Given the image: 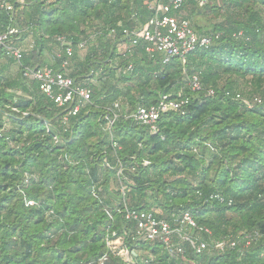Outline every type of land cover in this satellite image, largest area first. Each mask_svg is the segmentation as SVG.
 <instances>
[{
  "label": "trees",
  "instance_id": "1",
  "mask_svg": "<svg viewBox=\"0 0 264 264\" xmlns=\"http://www.w3.org/2000/svg\"><path fill=\"white\" fill-rule=\"evenodd\" d=\"M10 1L14 11L0 10V32L18 25L34 47L18 64L20 95L8 88L7 66L0 64V264H98L103 255L105 264H264V0H209L204 6L184 0L182 11L198 33L220 35L185 64L177 58L162 64L142 42L131 47L132 35L123 34L152 16L149 4L156 0ZM234 9L245 17L230 16ZM208 14L220 17L210 29L203 18ZM58 35L72 41L71 61L82 54L69 74L92 90L91 103L68 125L61 124L62 109L23 76L24 66L61 68ZM81 41L84 51L77 48ZM48 43L60 52L49 61ZM121 44L129 50L120 51ZM194 73L198 91L191 88ZM237 79L249 81L260 104L247 108L234 98ZM163 94L189 102L184 114L163 113L156 133L127 116ZM116 100L121 109L109 125L108 108ZM111 135L120 148H113ZM117 159L126 179L117 176ZM121 187L129 207L157 209L169 220L188 210L215 239L255 232L260 238L243 253L210 248L196 254L185 243L180 256L159 243L127 240L136 255L126 261L105 241L108 225L120 231L128 225L114 211L123 202ZM217 193L223 202L211 198Z\"/></svg>",
  "mask_w": 264,
  "mask_h": 264
},
{
  "label": "built area",
  "instance_id": "2",
  "mask_svg": "<svg viewBox=\"0 0 264 264\" xmlns=\"http://www.w3.org/2000/svg\"><path fill=\"white\" fill-rule=\"evenodd\" d=\"M17 1L24 2V0ZM195 1L198 6H204L209 0ZM183 3L184 0H156L150 3L149 8L153 10L152 16L137 30H123L124 35H132L131 47L142 42L145 53L151 58H158L162 64L169 63L173 58H177L182 64H185L189 54L197 49L209 47L214 40L219 38V33H198L183 13ZM0 10L14 11V5L10 0H0ZM23 32L24 30L18 25L10 26L5 31L0 32V49L4 50V55L8 59H12L19 65H21L24 55L34 47V41L27 43V46L23 45ZM238 35H241V32ZM56 41L61 45L62 52H64L61 68L56 70L50 65L35 68L24 66L23 76L37 82L41 93L48 97L56 107L62 109L61 124L68 125L70 117L76 116L91 103L92 90L84 83L77 82L67 72L75 52L72 41L64 35H58ZM77 48L85 49L86 41H81ZM129 48L130 46H125L124 51L129 50ZM56 55L59 56L60 52ZM131 69L132 64L129 63L125 67V71ZM191 88L193 91L201 89L198 74L192 75ZM208 94L213 95L214 90L208 89ZM225 94L230 95V92L226 91ZM234 98L247 108H252L262 101L257 95L244 97L239 92L234 95ZM188 102V97L178 99L171 98L169 94H163L157 103L149 106L138 105L127 116L136 123L148 126L151 133H156L158 131L157 122L163 113L175 111L184 114ZM108 109L112 112V117L106 116V118L109 125H112L119 115L120 101L112 102ZM45 110L49 111L48 108ZM46 127L48 129L51 127L50 122H46ZM54 141L57 143L60 139L54 137ZM111 142L113 148H120L113 140L112 135ZM147 163L144 161V165ZM114 168L119 179H126L120 160H116ZM121 188L123 202L121 205H117L114 211L121 214L128 225L122 231L108 225L105 241L109 249H113V246L116 245L118 247L117 254L124 257L126 261H130L132 255H136V249H130L126 244L127 240L135 245L159 243L170 255L180 256L184 252L185 243L189 244L196 254H201L210 248L218 252L237 249L243 253L244 249L250 247L253 241L260 238V234L255 232L254 236H223L215 239L212 237V231L199 225L188 210L182 211L172 220H169L163 218L161 211L157 209L141 210L129 207L124 201V188ZM211 198L220 202L224 201L222 195L218 193L212 195ZM29 204H33V201H29ZM228 204H231V201ZM107 213L112 218L111 212L107 211ZM106 259L107 256L103 255L98 264H105Z\"/></svg>",
  "mask_w": 264,
  "mask_h": 264
},
{
  "label": "rangeland",
  "instance_id": "3",
  "mask_svg": "<svg viewBox=\"0 0 264 264\" xmlns=\"http://www.w3.org/2000/svg\"><path fill=\"white\" fill-rule=\"evenodd\" d=\"M228 14L230 16H235L237 18H241V17H245L244 14H242L241 10H231V11H228ZM205 19V21H207V23H209L207 26V29H210L212 27V25L217 22L220 17H216L214 16L213 14H208L206 17H203ZM222 18V17H221ZM206 30V28L204 29ZM31 41H34L32 37H26L25 39H23V45L24 46H27V43L31 42ZM46 50H45V60L49 61L50 59L53 58V55H56L58 52H59V47L55 44H52V43H48L47 46H46ZM124 47L125 46H119V49L120 51H124ZM84 51V50H82ZM81 53V52H80ZM82 54H78L79 56V60H80V56ZM78 59H74L72 61H70V67H68V71L67 72H76L78 70L77 66H78ZM0 64L2 66H7L6 68H4L3 71V76H5L6 78L9 79V84H8V88L10 89V91H12V93L14 94L16 92V94L20 95L22 90H21V82H20V79H19V66L17 63H11L6 57H2V59H0ZM92 83H94L95 81L94 80H91ZM249 81L248 80H241V79H237V81L235 82V86H234V89L237 91V92H246L247 94V91L250 92V96H253V95H257L259 96V94L257 93H254L255 91H253V87H251V85L248 83ZM219 84L220 86H223L225 84V77L220 79L219 80ZM245 93L242 95L244 97H247ZM260 97V96H259Z\"/></svg>",
  "mask_w": 264,
  "mask_h": 264
},
{
  "label": "crops",
  "instance_id": "4",
  "mask_svg": "<svg viewBox=\"0 0 264 264\" xmlns=\"http://www.w3.org/2000/svg\"><path fill=\"white\" fill-rule=\"evenodd\" d=\"M120 46H126L125 44H121ZM125 48V47H124Z\"/></svg>",
  "mask_w": 264,
  "mask_h": 264
}]
</instances>
